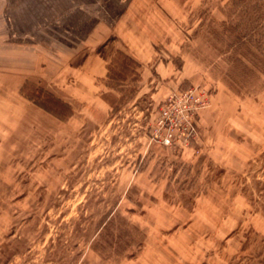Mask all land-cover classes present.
Instances as JSON below:
<instances>
[{
  "label": "rangeland",
  "instance_id": "1",
  "mask_svg": "<svg viewBox=\"0 0 264 264\" xmlns=\"http://www.w3.org/2000/svg\"><path fill=\"white\" fill-rule=\"evenodd\" d=\"M129 2L89 42L52 24L37 50L0 39V264H264V52L231 44L232 0ZM190 88L209 101L198 139L163 145L162 104Z\"/></svg>",
  "mask_w": 264,
  "mask_h": 264
},
{
  "label": "crops",
  "instance_id": "2",
  "mask_svg": "<svg viewBox=\"0 0 264 264\" xmlns=\"http://www.w3.org/2000/svg\"><path fill=\"white\" fill-rule=\"evenodd\" d=\"M127 0H0V39L7 38L13 49L19 46L21 51L31 46L39 49L44 40L46 24L53 32L64 37L77 38L84 33L82 41L89 42L91 38L101 37L105 23L112 17L114 24L118 22L120 12L126 10ZM130 2L127 4L129 6ZM125 5V8L123 7ZM116 11V12H115ZM114 12V13H113ZM124 12V11H123ZM122 12V13H123ZM55 18V21H50ZM54 20V19H53ZM102 30L100 33L98 31ZM83 31V32H82ZM77 33V34H76ZM31 37V39L29 37ZM77 40V41H79ZM13 58V53L9 55ZM84 70L76 79L74 86H83L85 90L94 86L92 69L99 59L98 54L89 53L86 56ZM89 67V69H88Z\"/></svg>",
  "mask_w": 264,
  "mask_h": 264
},
{
  "label": "built area",
  "instance_id": "3",
  "mask_svg": "<svg viewBox=\"0 0 264 264\" xmlns=\"http://www.w3.org/2000/svg\"><path fill=\"white\" fill-rule=\"evenodd\" d=\"M196 88L172 94L160 109L153 129L154 138L166 146H189L198 139V114L208 99Z\"/></svg>",
  "mask_w": 264,
  "mask_h": 264
},
{
  "label": "trees",
  "instance_id": "4",
  "mask_svg": "<svg viewBox=\"0 0 264 264\" xmlns=\"http://www.w3.org/2000/svg\"><path fill=\"white\" fill-rule=\"evenodd\" d=\"M251 0H232V4H233V9L232 11H230V13H228V17L231 16L232 13H236L237 15H241L242 20H239L235 25H233L232 28L227 27L225 28V31H236L235 35H234V40L232 41L231 44H238L242 45V44H246V42H249L250 40L253 42H255V44L257 45V47L264 52V5H257L256 7L258 8L257 11L260 12V16H257V18H255V20H249L250 22L247 23L246 20H244V18L248 15H250V10L248 7V4L250 3ZM258 17L262 18V21H258ZM255 23V25H251L250 23ZM255 21V22H254ZM230 32V31H229ZM258 35H259V39H258ZM230 44V45H231ZM232 46V45H231ZM120 52V51H118ZM121 53V52H120ZM127 58H130L129 56H126ZM244 57V58H243ZM245 55L244 56H237L235 58H233V61L237 63V65L239 66H243V70L249 69V65L246 63L245 61ZM247 59V58H246ZM133 60V59H131ZM252 62H255V60L261 61L263 67H264V59L260 60L257 56H253V58L248 59ZM134 61V60H133ZM251 70V69H249ZM46 90L43 89V92H45ZM47 94L45 95L48 99L53 100L49 102H47L46 98L43 101L38 102V104L40 106H42L43 108H45L46 110L54 113L57 116L60 117H65L66 114L65 109L64 108H69V104L67 102H65L63 99L55 96L52 92L47 91ZM30 97L32 99H34L32 97V95H30ZM64 110V111H63ZM67 112V111H66Z\"/></svg>",
  "mask_w": 264,
  "mask_h": 264
}]
</instances>
